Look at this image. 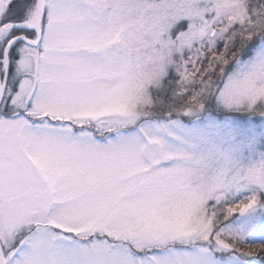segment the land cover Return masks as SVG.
Masks as SVG:
<instances>
[{"label":"snow or ice","instance_id":"6c2138e0","mask_svg":"<svg viewBox=\"0 0 264 264\" xmlns=\"http://www.w3.org/2000/svg\"><path fill=\"white\" fill-rule=\"evenodd\" d=\"M0 264H264V0H0Z\"/></svg>","mask_w":264,"mask_h":264}]
</instances>
